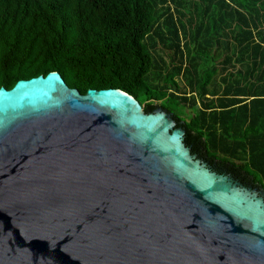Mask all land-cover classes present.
<instances>
[{
    "label": "water",
    "instance_id": "95a60500",
    "mask_svg": "<svg viewBox=\"0 0 264 264\" xmlns=\"http://www.w3.org/2000/svg\"><path fill=\"white\" fill-rule=\"evenodd\" d=\"M169 111L57 70L0 86V264H264V192Z\"/></svg>",
    "mask_w": 264,
    "mask_h": 264
},
{
    "label": "trees",
    "instance_id": "16d2710c",
    "mask_svg": "<svg viewBox=\"0 0 264 264\" xmlns=\"http://www.w3.org/2000/svg\"><path fill=\"white\" fill-rule=\"evenodd\" d=\"M49 70L159 105L264 188V0H0V86Z\"/></svg>",
    "mask_w": 264,
    "mask_h": 264
},
{
    "label": "rangeland",
    "instance_id": "374dc122",
    "mask_svg": "<svg viewBox=\"0 0 264 264\" xmlns=\"http://www.w3.org/2000/svg\"><path fill=\"white\" fill-rule=\"evenodd\" d=\"M159 105H157L156 107H158ZM160 107V106H159ZM141 108H142V105H141ZM183 110L184 111H187L188 110V108L187 107H184L183 108ZM172 116V113H170V117ZM189 116H191V114L189 115ZM174 118V117H173ZM175 119V118H174ZM176 121V120H175ZM178 122H180V121H178ZM181 126V125H180ZM194 155H195V158H197L198 160H200V161H203V162H205L206 164H207V166L212 170V171H215V172H217V173H223L225 170H229V168H226V167H220V169H222V170H218L217 171V169H216V167H217V165L215 164V162H210L209 160H207L205 157V155L204 154H202V153H200V152H198V154L199 155H197V154H195V153H193ZM215 167V168H214ZM220 171V172H219ZM225 173H227L228 175H229V177H230V179L231 180H236V181H238L240 184H242V185H244L245 187H248V188H254L252 185L253 184H251V181H250V183H249V181L248 180H246V179H243V180H239V179H236L235 177H233V176H231L230 175V173H228V172H225ZM254 185H256L255 183H254ZM257 188H258V186H256Z\"/></svg>",
    "mask_w": 264,
    "mask_h": 264
},
{
    "label": "flooded vegetation",
    "instance_id": "af4514ba",
    "mask_svg": "<svg viewBox=\"0 0 264 264\" xmlns=\"http://www.w3.org/2000/svg\"><path fill=\"white\" fill-rule=\"evenodd\" d=\"M184 134V133H183ZM189 146V145H188ZM189 149H190V152L191 153H195V154H197V155H199L198 154V152L196 151V150H194L191 146H189ZM215 168V167H214ZM216 169H217V171L220 169V168H218V167H216ZM220 170H222V169H220ZM223 171V170H222ZM220 172V171H219ZM225 172H228V173H230V175L231 176H233V177H235L236 179H239V180H243V179H246V180H248L249 181V183H250V181H251V184H253L252 186H258V188L259 189H262L263 190V192H264V188L260 185V184H258V183H256V182H254V181H252L251 179H248V178H246L244 175H242V174H239L238 172H237V170H233V169H229V170H225L223 173H225ZM254 183L256 184V185H254Z\"/></svg>",
    "mask_w": 264,
    "mask_h": 264
}]
</instances>
